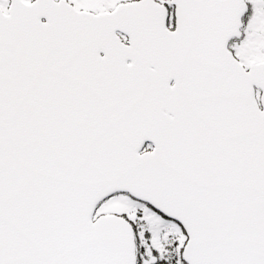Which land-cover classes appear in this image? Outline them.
<instances>
[{
  "label": "snow or ice",
  "instance_id": "6c2138e0",
  "mask_svg": "<svg viewBox=\"0 0 264 264\" xmlns=\"http://www.w3.org/2000/svg\"><path fill=\"white\" fill-rule=\"evenodd\" d=\"M0 264H264V0H0Z\"/></svg>",
  "mask_w": 264,
  "mask_h": 264
}]
</instances>
